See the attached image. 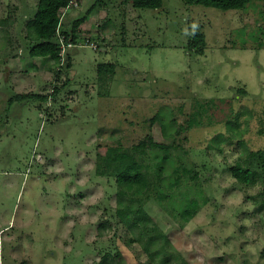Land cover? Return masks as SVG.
Segmentation results:
<instances>
[{"label": "rangeland", "instance_id": "obj_1", "mask_svg": "<svg viewBox=\"0 0 264 264\" xmlns=\"http://www.w3.org/2000/svg\"><path fill=\"white\" fill-rule=\"evenodd\" d=\"M38 1L0 0V264H264V0H78L60 62L30 54ZM149 138L169 148L136 147ZM109 147L143 163L150 230L116 213ZM254 161V182L232 174Z\"/></svg>", "mask_w": 264, "mask_h": 264}, {"label": "trees", "instance_id": "obj_2", "mask_svg": "<svg viewBox=\"0 0 264 264\" xmlns=\"http://www.w3.org/2000/svg\"><path fill=\"white\" fill-rule=\"evenodd\" d=\"M132 1L135 7H160L163 4V0H128ZM189 4H203L207 6H216L222 9H241L248 6L253 1L257 0H184ZM70 3V0H39L36 13L34 17L28 23L27 36L35 40V44L30 49V54L33 57H51L56 62H60L62 58L61 51L63 35L65 44H73L78 40L79 28L81 24L86 20V17L77 18L72 25L71 31L64 26L62 20V11ZM95 5V4H94ZM93 7V6H92ZM194 38L199 43L204 42V36L200 33L195 34ZM68 58L67 66L70 65L69 54L65 56ZM114 63H101L99 65V71H105L107 69L113 70ZM59 88L54 89L56 94ZM26 98H36L40 100H48L47 94H35V93H20L14 97H11V102L14 100L23 101ZM167 125L163 122V129L166 135L168 131ZM158 147L168 149L169 146L164 143H159L149 138V141L142 140L136 147ZM135 147V148H136ZM252 157L256 159L258 167H260L262 174H264V151L263 150H251ZM243 164L237 162L231 167L232 174L241 182L249 183L254 182L256 170L255 164ZM163 166L160 165V171ZM100 173H107L108 171L115 174L116 182L119 185L118 195V207L116 213L120 218V221L128 222L131 225H140L144 222L143 229L149 228L147 219L149 217L148 212L144 208L143 204L138 206L133 202L136 196L142 194L149 187V178L144 171L143 163L139 160L137 155L131 151H125L119 147H109L107 155L102 158V163L99 164ZM198 207V201L193 200L189 208L186 210V219H190L195 214ZM145 230H142L138 234L137 239L143 241ZM153 237H150L152 239Z\"/></svg>", "mask_w": 264, "mask_h": 264}, {"label": "built area", "instance_id": "obj_3", "mask_svg": "<svg viewBox=\"0 0 264 264\" xmlns=\"http://www.w3.org/2000/svg\"><path fill=\"white\" fill-rule=\"evenodd\" d=\"M76 5H78V0H70V3H69V5L67 6V7H65L64 8V10H63V12H66L68 9H70L72 6H76ZM62 20H63V17H62ZM63 38H64V36L62 35L61 36V41H62V47H63V49H62V51H61V54H62V57H64V53H65V47L66 46H71L72 44L71 43H69V44H65L64 43V40H63Z\"/></svg>", "mask_w": 264, "mask_h": 264}]
</instances>
